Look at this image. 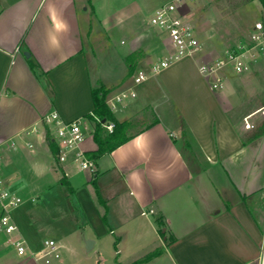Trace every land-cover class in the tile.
Wrapping results in <instances>:
<instances>
[{
	"label": "crops",
	"instance_id": "1",
	"mask_svg": "<svg viewBox=\"0 0 264 264\" xmlns=\"http://www.w3.org/2000/svg\"><path fill=\"white\" fill-rule=\"evenodd\" d=\"M95 13L93 0H0L1 174L19 195L41 189L52 197L46 210L12 211L18 230L0 232V264H88L84 254L41 256L45 241L61 248L56 236L72 223L59 219L68 196L82 212L84 238L92 241L87 251L109 229L115 264H264V92L254 87L261 61L247 73H227L225 87L215 90L199 70L203 54L181 57L120 107L123 119L114 111L119 121L143 109L158 118L95 160L96 174L77 167L75 151L64 162L55 160L45 115L56 111L68 122L86 117L94 109V88L107 82L117 94L133 85L91 73L83 35L94 31ZM113 19H100L106 34L117 26ZM139 31L142 42L125 54L143 50L137 67L148 68L172 46L162 48L158 37ZM168 107L178 125L160 117ZM182 118L199 168L183 148ZM34 128L37 133L27 134ZM96 149L93 133L78 148ZM59 184L68 195L59 193ZM45 231L56 236L43 239ZM13 237L26 241L27 255L17 252Z\"/></svg>",
	"mask_w": 264,
	"mask_h": 264
},
{
	"label": "rangeland",
	"instance_id": "2",
	"mask_svg": "<svg viewBox=\"0 0 264 264\" xmlns=\"http://www.w3.org/2000/svg\"><path fill=\"white\" fill-rule=\"evenodd\" d=\"M169 1L93 0V3L96 5V13L94 17L92 16L95 28L91 34L85 31L83 35L91 73L95 76L98 73L99 77L107 81L117 79L120 81L121 86L129 85L131 81L133 83L134 73L129 71L128 55L125 54V51L131 50L133 45L142 42L143 38L138 34L141 28L148 30L151 35L158 37L161 40L162 48H167L166 46L170 45L166 34L152 26L149 22L152 12ZM185 14L198 35L201 43L200 54H203L205 58L224 55L229 50L248 44L250 42L249 33L252 26L256 21L264 18V10L259 0H199L198 2L189 4L185 8ZM104 17L114 18L113 20H115L117 25L116 28H110L107 34L100 25V19ZM141 51L144 53L143 50ZM168 54L169 52L166 53V51L159 52L153 57V61L160 62V58L166 57ZM198 55L196 54V56ZM142 58L143 56L140 57L139 62ZM257 61L264 63V56ZM226 71L230 77L236 75L231 68H227ZM151 77L152 73L148 80L135 86V90L140 93V96H142L144 87L153 82L154 79ZM105 83L101 85L109 86V83ZM254 87L255 91L264 92V69L260 72L259 79L254 81ZM115 94L113 91L110 96L112 97ZM168 108L166 113H159L160 117L178 125L177 114H174L172 107H170L171 110ZM118 109L117 116L119 119H123L122 112H119L121 108ZM157 118L158 114L153 109L140 110L130 120L133 122V127L127 132L128 136L150 125ZM193 148L195 149L196 146L193 145ZM190 152L191 149L187 152V158H189L193 166L195 168L203 166V163L199 160H193ZM76 165L80 170H83L80 168L78 162ZM83 171L87 172L86 170ZM56 187L62 196L64 193L69 194L66 185L59 184ZM45 192L41 189H34L21 193L24 202L13 210L14 215L22 214L23 211H29L35 206L46 210L47 205L51 203L48 201V198L52 199V197L50 194L47 196ZM59 199H61V196H59ZM62 201L63 206L66 208L59 215V219L68 221L69 223L72 222L70 227L67 228V233L62 235L63 237L60 235L59 237L52 231H45L41 233V237L44 239L56 236L60 240L61 248L58 251L61 257L84 254L85 258L88 259V264H115V247L109 238V229L107 230L108 236H103L95 249L87 251L88 244L84 238L85 228L83 223L84 218L81 217L82 212L76 211L74 200H72L71 196H68L67 199H62ZM79 262L80 264H84V260H79ZM71 263H74V261H71Z\"/></svg>",
	"mask_w": 264,
	"mask_h": 264
},
{
	"label": "built area",
	"instance_id": "3",
	"mask_svg": "<svg viewBox=\"0 0 264 264\" xmlns=\"http://www.w3.org/2000/svg\"><path fill=\"white\" fill-rule=\"evenodd\" d=\"M199 0H170L159 6L150 16L149 22L152 26L166 34L167 40L172 46L168 56L155 62L148 68L137 67L133 75V85L124 89L108 100L112 112L132 98L137 96L135 86L150 78V74H158L163 68L168 67L184 56H193L201 53V43L193 26L188 21L185 8ZM250 42L236 49L227 51L224 55L214 58H202L199 62L200 72L209 79L213 89H223L227 79V68H231L237 74H244L251 70L253 61L264 56V18L259 19L252 26L249 33ZM43 123L50 128L53 140L59 148L58 159L64 162L70 152L75 151V159L80 168L91 175L96 174L97 166L93 159L87 157L86 153L78 150L86 137L93 133L94 122L101 123L105 134H111L115 130V122L107 118L94 116V119L80 117L73 121H64L56 111L48 113L42 119ZM47 131V129H46ZM37 128L28 131L27 134L37 133ZM16 143H12L14 146ZM33 148L32 143H27ZM24 202V198L7 186L5 178L1 174L0 164V232L14 235L18 225L12 217V211ZM145 214V212H144ZM12 245L20 255L29 252L26 241L19 237L11 239ZM42 257L53 254L59 257L57 245L54 240L45 241V248L41 251ZM47 262L50 259H46Z\"/></svg>",
	"mask_w": 264,
	"mask_h": 264
},
{
	"label": "trees",
	"instance_id": "4",
	"mask_svg": "<svg viewBox=\"0 0 264 264\" xmlns=\"http://www.w3.org/2000/svg\"><path fill=\"white\" fill-rule=\"evenodd\" d=\"M259 2L261 3L264 10V0H259ZM142 56L143 52L141 50L134 51L127 56V62L129 64L130 72H135L139 59ZM31 66L32 68L35 67L34 64H31ZM115 88V86L100 85L94 88L92 92L94 109L93 112L86 117L93 120L94 116H98L101 118H107L115 122V130L111 134H105L101 123L98 121L94 122L93 138L97 144V149L86 153L87 157L93 159L94 161L105 153L113 151L115 148L128 141L130 136H128L127 132L133 127V122L130 120L119 121L108 105V100L111 98L110 95L115 90ZM180 125L183 138V148L186 150H192V146L195 141L188 125L183 118L181 119ZM46 141L52 151L55 160L59 162V148L56 142L53 140L49 129H47L46 131ZM62 180H64V177L62 178Z\"/></svg>",
	"mask_w": 264,
	"mask_h": 264
},
{
	"label": "water",
	"instance_id": "5",
	"mask_svg": "<svg viewBox=\"0 0 264 264\" xmlns=\"http://www.w3.org/2000/svg\"><path fill=\"white\" fill-rule=\"evenodd\" d=\"M87 244H88L87 248L90 249L91 248L92 241H87Z\"/></svg>",
	"mask_w": 264,
	"mask_h": 264
}]
</instances>
